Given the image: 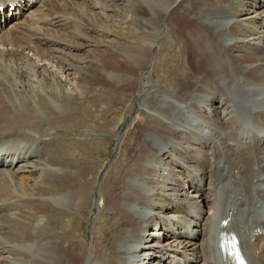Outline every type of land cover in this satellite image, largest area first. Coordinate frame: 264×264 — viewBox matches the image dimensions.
<instances>
[{
    "label": "bare ground",
    "instance_id": "bare-ground-1",
    "mask_svg": "<svg viewBox=\"0 0 264 264\" xmlns=\"http://www.w3.org/2000/svg\"><path fill=\"white\" fill-rule=\"evenodd\" d=\"M197 1L187 4L195 23L183 39L188 65L187 70H181L188 75L191 71V80L188 77L182 81V87L163 88L149 80L148 67L153 63L144 57L146 51L149 55L157 46L159 28H144L139 34L141 43L120 56L128 69L144 70L137 85L136 108L147 111L149 122L142 125L141 139L138 134L134 140L132 137L136 163L116 169L120 175L113 178L114 182L120 181L117 204L107 210L111 211L108 213L112 224L97 243L93 233L102 192L85 195L84 186L81 188L78 183L76 187L73 181L82 171L71 170L73 164L60 153L75 148L78 140L37 132L43 119L47 124L63 127L70 122L66 118L71 120L70 115L78 114L75 105L63 104L73 93L54 85L57 80L77 85L83 75L92 76L94 56L81 54L73 63V54L70 62L59 63L57 53L65 55L63 46L67 51L82 47L46 33L62 31L76 37L61 14L68 7V0H0L2 20L13 19V27L0 32V264H183V260L185 264H232L219 245V239L226 235L237 238L236 247L250 264H264V30L254 20L240 18L235 24L239 32H244L243 37L233 35L230 10L203 6L204 0L198 8ZM116 2L100 3L120 5ZM170 2L141 0L139 17L147 25L148 18L163 17L165 26L178 31L177 25L173 26L174 5ZM10 3L19 8L18 14H7L1 9ZM21 14L23 17L15 20ZM84 22L82 26L89 30ZM31 23L35 26H29ZM89 23L92 26L94 22ZM90 29L107 33L101 26ZM55 43H60V47ZM244 43L253 46L245 49ZM90 44L100 47L102 42L97 38ZM245 51L249 53L243 54ZM154 62L160 64L156 59ZM43 65L45 68H41ZM114 77L107 76L111 81ZM71 125L68 127L73 128ZM195 144L203 148L197 149ZM205 147L211 152L207 154ZM114 157L106 163V171ZM64 162L67 168L60 166ZM36 171L39 178L33 177L32 172ZM206 178L215 186L211 209L207 208L210 213L204 217L203 196L200 194L196 200L198 194L191 196L183 190L202 187ZM110 189L109 194L115 187ZM81 208L87 210L88 216L84 240L78 242L71 239L68 230L75 219L74 211ZM168 209L175 214H167ZM35 214L40 218L32 224L29 218ZM46 214L52 215L55 223L61 221L63 236L53 227L37 235ZM69 216L70 221L63 218ZM151 223L154 238L144 240L143 234ZM193 226L201 237L199 243L194 241L197 234ZM150 231L145 238L150 237ZM170 234L172 242L180 240L170 243ZM93 249L102 253L98 259L92 254ZM177 253L179 258L175 259L173 254ZM173 258L174 261L169 260Z\"/></svg>",
    "mask_w": 264,
    "mask_h": 264
},
{
    "label": "rangeland",
    "instance_id": "rangeland-1",
    "mask_svg": "<svg viewBox=\"0 0 264 264\" xmlns=\"http://www.w3.org/2000/svg\"><path fill=\"white\" fill-rule=\"evenodd\" d=\"M118 1L120 2V5L112 7V6L102 5L100 2H103V0H68V7L61 14L65 15L63 17H65V20L68 22L67 25H69L71 30L73 29L74 35L77 34L76 37L71 38L70 36L64 34L65 32L63 33L62 31L61 32L46 31V33L49 36L57 38L60 41L82 44V47H78V48L72 47L71 49L68 48L69 49L68 51H67V47L63 46L64 49H62V52L65 53V55L62 54L61 52L57 53V56L58 57L60 56L59 63L62 62V60L70 62L71 60L69 58H72L74 55L76 56H74L75 60L73 61V63H76L77 56H81V54L82 56H84V55H88L89 53V56L91 57L94 56L92 58L93 63L91 64L94 73L92 76L83 75L81 79L78 81L77 85L76 83L74 84L71 82L66 83L57 80L54 85L55 88L57 87L67 88L68 91H71L73 93L72 95L69 96L68 99H66L65 101L63 100L64 101L63 104L71 105V106L75 105V107L78 110L77 112L78 114L75 113L74 115L69 116L74 118L76 115V118L74 119L71 118V120H69L68 118H66L65 119L66 122L67 121L70 122H67L66 125L63 127H59V125L56 126L52 122L47 124V121L43 119L42 121L43 123L38 124V129H37L38 133H42L44 135L46 134L49 135V133H51V135L53 136L56 137L59 136L60 139H65L66 137H72V139H74L75 142L78 140V142H76L75 144V148L71 149V147H69L68 149H63L64 151L61 150L60 153H63L62 155L64 156L65 161L69 160V162L73 164L70 167L71 170H77L78 172L79 170L82 171V174H80V172L78 173V177L77 175L75 176V179L77 178L76 181H73L76 187L80 186L82 188L84 186L82 190L84 191L85 195L87 194L93 195V193L102 192L101 207L98 210L96 227L93 233L94 241H96L97 243H100L102 237L106 236V228H109L112 224L110 213H108L111 211H107L108 208H110L112 205L116 206L117 204L116 193L117 190L120 189V187H118L120 181L114 182L113 178L120 177L117 171L118 169H123L126 164L134 165L136 163L135 158L137 156V151L136 149H134L136 148V146L133 145L131 141L135 139L137 134L140 135V137L138 138L141 139L143 137L144 132L142 130V125L145 124L146 122H149L147 111L144 109L138 110L136 108V99L138 92L137 85L144 70L138 67L135 68L130 67L128 69L124 61L121 59L122 54L126 49H132V45L133 48H136L141 43L139 40V34L140 32L143 31L144 28L147 31L151 30L152 28H159L160 31L157 34L158 36L157 46L154 47V49L152 48L150 53L151 55L150 54L148 55L149 52L146 51L144 57L145 59L148 58V60H150L151 58L150 62H152L153 65H155V66L152 65L153 67L152 66L148 67L149 80L153 84H157L158 86H164L163 88H170V89H172L171 87H176L178 89L177 86L179 85L182 87L183 86L182 81H187L188 77L191 80L190 77L191 71H190V75H188L187 73H183L181 69L187 70L186 66L188 65L185 62L186 55L184 53L185 47H184L183 39H186L188 32L191 30L193 24L195 23L193 17H190L191 16L190 12L187 10L188 7L187 4L192 3L193 0H191L190 2H186V0H170L171 5H174L173 12L175 14L174 16L175 20L173 21L174 23L173 26L177 25L179 33L178 31L175 30L171 31L170 26H165L164 22L166 23V21H164L163 17L157 18L155 20L146 17L149 20V24L147 25L145 21L141 17H139L140 15H139L138 4L141 2V0H117V2ZM104 4H107V2H105ZM201 4H202V0H198L195 6L199 8L201 7ZM204 4H206V6L209 7L215 6L218 9H225L227 11L229 10L231 11L230 14L233 16L232 19L234 22V24L232 25L234 26H232L233 28H231L230 31L233 35H237V34L241 35L242 33H244L242 30H241L242 32H239L238 29L236 28L237 24H235V22L237 19L240 18H250L249 20H254L255 24L258 26L260 30L261 29L264 30V20H261L264 18V0H229V1L204 0L203 6H205ZM67 9H70V11H68ZM232 9H236V10H232ZM240 9H242L243 11ZM72 10L75 11L73 12ZM79 14H81L80 15L81 17L79 16ZM254 14H258V16L260 17L256 18ZM83 16H87L89 19L86 17H85L86 19H84ZM249 16H252L253 18ZM90 20L91 22H94L92 26L89 23ZM83 21H85L84 22L85 24L87 23L86 26H88L89 30H86V27L82 26ZM30 25L31 27L35 26L32 23L29 24V26ZM40 25H42V23H40ZM98 25L104 27L107 33L104 34L102 32L99 33L100 32L99 29H95V30L90 29V27H94V28L99 27ZM112 26L114 27L112 28ZM108 27L111 30H109ZM192 34L193 32H190V36ZM66 36L68 39L65 38ZM97 38L100 39L102 42V44L99 45L100 47H98V45L90 44V42L94 41ZM55 45L60 47V43H55ZM252 46L253 45L250 43L249 44L244 43L245 49L252 48ZM26 52L29 54L31 53V51L28 49L26 50ZM247 53H249V51H245L243 54H247ZM116 54H118L117 61L114 58L116 57ZM167 54L170 56V58H167ZM145 59L142 65H144ZM155 59H156V63L159 62L160 64L156 65L154 62ZM179 62L183 66H181ZM112 65L115 69H112ZM41 68H45V66L43 65ZM108 74H110V76L112 77L115 76L114 77L115 79L113 78L114 81H111L112 78L110 79L107 78ZM192 78H193L192 79L193 82L195 76L193 75ZM188 83L189 85L192 84L190 83V81H188ZM214 110L216 111L217 107L214 106L213 111ZM81 120H83L82 123ZM68 125L73 126V128L68 127ZM72 139L70 141L68 140L70 144L72 142ZM60 146L63 147V143L60 144ZM194 147H197V149L203 148L199 144H195ZM204 149L206 150L207 154L211 152L209 147H205ZM67 150H69V152ZM111 152L112 155L109 157V154H111ZM112 156L115 157L113 158L110 166L107 168L106 171V168L104 167H106V163L112 158ZM119 158H121L122 160H120ZM165 160L168 161L169 159L166 158ZM65 164H67V162H64V165H60V166L61 167L64 166L65 168H67ZM32 173L34 174L33 175L34 178H39L38 177L39 171ZM51 180L54 181L55 178H51ZM209 181L210 180L206 178L202 187H199L198 185H195L194 187H190L192 189L191 192H189L188 187H187L188 189L186 188L185 190H183L184 192L186 191L187 194L191 196L198 194V196L195 197L196 200L201 198L200 194L201 196H203V201L201 200L202 202L201 204L203 205L202 212L204 217H206L208 213H210V209L212 205L210 199L212 198L211 196H214V192L212 189L215 186V183L214 181H212L213 182L212 184V182L210 181L211 183H209ZM111 186H114L115 189L112 191L111 194H109V192L111 191V189L109 190V188ZM195 191H200V193L197 192L195 193ZM97 200L98 199L96 198V201ZM107 201L109 202L108 206H107ZM208 207L210 209H207ZM77 210L74 211L75 219L74 221H72L71 227L68 230V232L71 235L70 237H72L71 238L72 240L82 242L84 240V235L86 233V227H87L86 219L88 215L86 209L81 208ZM168 211L169 212L167 214L174 213L173 211H170V209H168ZM39 218H40L39 215L35 214L34 217L29 218L30 223L34 224L38 222ZM63 218L69 221L72 219L71 216L63 217ZM53 219L54 218L52 215L46 214L44 216L43 222L41 223L40 229L38 228L39 230L36 232L37 235H42L45 230H50L53 227V230H57V232H60L61 233L60 235L63 236L64 231H61L62 227H60L61 221H59V223H55ZM193 227H194V231L196 230L195 233L197 234V237L196 239H194V241L199 243L201 241V237L200 235L198 236L199 234L197 233L198 229L195 226ZM152 228H153V223H151L150 226H148L147 230L150 231L152 230ZM147 230L145 231V233L147 232ZM152 231H150L149 234L150 237L147 238L144 237L145 235L144 233L143 239L144 240L151 239L153 237V236L151 237ZM76 234L77 236H75ZM73 235L77 238L75 239ZM170 236L172 235L170 234ZM170 236L167 237V241H170V243L172 244L174 243V241L180 240L178 239L172 242ZM61 239H62L61 243H63L64 240L63 238ZM67 243L70 242L68 241L65 242L64 244ZM97 251L98 249H93V251L91 250L92 254H94ZM106 252L110 254L109 250H106ZM101 255L102 253H95L94 258L98 259ZM173 255L178 256L179 253ZM167 258L163 260H166ZM145 261L146 260H143V262ZM159 264H163V263H161L160 261Z\"/></svg>",
    "mask_w": 264,
    "mask_h": 264
}]
</instances>
